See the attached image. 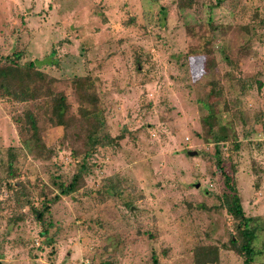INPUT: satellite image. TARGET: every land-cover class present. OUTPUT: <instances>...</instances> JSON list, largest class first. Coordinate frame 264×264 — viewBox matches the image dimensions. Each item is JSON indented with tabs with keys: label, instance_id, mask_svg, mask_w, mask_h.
<instances>
[{
	"label": "rangeland",
	"instance_id": "374dc122",
	"mask_svg": "<svg viewBox=\"0 0 264 264\" xmlns=\"http://www.w3.org/2000/svg\"><path fill=\"white\" fill-rule=\"evenodd\" d=\"M15 56L51 81L49 96L0 98V264H193L200 246L241 264L214 149L264 264V0H0V64ZM76 77L112 140L92 153ZM58 94L62 126L48 121ZM79 162L78 189L52 202Z\"/></svg>",
	"mask_w": 264,
	"mask_h": 264
},
{
	"label": "trees",
	"instance_id": "16d2710c",
	"mask_svg": "<svg viewBox=\"0 0 264 264\" xmlns=\"http://www.w3.org/2000/svg\"><path fill=\"white\" fill-rule=\"evenodd\" d=\"M13 59H3L4 63L0 64V98L12 99L14 101H25L39 96H49L50 91L46 83L51 80H46L45 76L34 68L32 62L24 64H16V56ZM208 62H205L204 69H208ZM73 95L77 103V112L79 114V122L82 125L80 131H83V145L86 153L95 151L96 146L100 145L102 140L106 143L112 142L106 136H99L100 123L93 117L96 113V96L91 89V81L88 77H76L71 82ZM50 116L48 121L54 125H66L69 118H65L67 104L64 96L58 94L50 95ZM24 122L27 130L30 132L29 137L35 146L39 144V139L36 133L35 118L29 112L24 113ZM214 114H206V121L213 124ZM72 118V117H71ZM74 119V117L72 118ZM212 126H210L211 128ZM219 142V138L213 140ZM236 147V145L234 146ZM214 165L219 172L224 192L220 196V202L225 212L231 217L233 222L234 236L229 237L228 249L233 251L241 258V264H253L255 249L253 242L256 238L255 228L249 226L250 219L246 218L242 212L239 197L236 192L235 183L222 168V162L218 157L217 149L213 152ZM78 168L72 174L67 185L57 184L58 193L52 197V202L58 200L60 196H67L75 192L82 183L81 173L87 170L83 162H79ZM7 174L11 176L13 169L10 164L7 165ZM46 206H42L41 210L34 211L35 219L40 220L42 215L47 211ZM41 236H46V230L43 229ZM193 264H213L217 261V250L212 246H200L195 248L192 253Z\"/></svg>",
	"mask_w": 264,
	"mask_h": 264
},
{
	"label": "built area",
	"instance_id": "2783aa9c",
	"mask_svg": "<svg viewBox=\"0 0 264 264\" xmlns=\"http://www.w3.org/2000/svg\"><path fill=\"white\" fill-rule=\"evenodd\" d=\"M83 264H87V261L85 260V262H83Z\"/></svg>",
	"mask_w": 264,
	"mask_h": 264
},
{
	"label": "water",
	"instance_id": "95a60500",
	"mask_svg": "<svg viewBox=\"0 0 264 264\" xmlns=\"http://www.w3.org/2000/svg\"><path fill=\"white\" fill-rule=\"evenodd\" d=\"M195 187H197V185H195Z\"/></svg>",
	"mask_w": 264,
	"mask_h": 264
}]
</instances>
